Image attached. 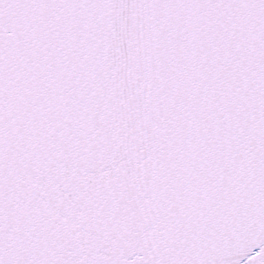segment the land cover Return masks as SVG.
Listing matches in <instances>:
<instances>
[{
	"label": "snow or ice",
	"instance_id": "6c2138e0",
	"mask_svg": "<svg viewBox=\"0 0 264 264\" xmlns=\"http://www.w3.org/2000/svg\"><path fill=\"white\" fill-rule=\"evenodd\" d=\"M0 264H264V0H0Z\"/></svg>",
	"mask_w": 264,
	"mask_h": 264
}]
</instances>
